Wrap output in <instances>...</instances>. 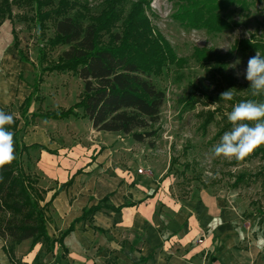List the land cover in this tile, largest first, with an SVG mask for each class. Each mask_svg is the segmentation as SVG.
Returning a JSON list of instances; mask_svg holds the SVG:
<instances>
[{
  "label": "rangeland",
  "instance_id": "rangeland-1",
  "mask_svg": "<svg viewBox=\"0 0 264 264\" xmlns=\"http://www.w3.org/2000/svg\"><path fill=\"white\" fill-rule=\"evenodd\" d=\"M132 1L135 0H126L123 15ZM245 1L246 4H240L238 0L218 11V16L228 25L214 29L182 24L173 16L178 7L176 0L144 3L143 13L152 32L159 31L175 56L185 60L180 64L165 61L159 73L150 75L155 86L164 92L158 120L151 124L156 130L154 136L137 141L133 149V139L127 134L101 135L113 145L119 140L122 152L136 151L134 169L140 167L138 173L151 177L150 187L166 195L167 201L184 197L193 187L214 188L227 197H237L239 203L246 205L243 214L260 218L257 222L260 224L264 221V156L254 149L264 148V101H251L254 114L248 116V128L239 119L249 92H260L264 87V0ZM78 2L74 7L85 11L83 21L89 15H96L102 6V0ZM120 22L121 18L115 22L116 28ZM52 34L51 19L45 18L39 25L29 1L0 0V116L5 113L19 119V136L25 143L35 141L46 146L99 138L100 134L93 136L84 117L69 115L53 119L42 115L44 111L67 107L82 90L81 80L73 72L49 67L66 47L49 46L47 38ZM12 36L25 60L19 58ZM244 40L260 46H243ZM194 48H203L209 57L197 60ZM216 54H219L217 59ZM219 65L225 76L218 73ZM27 94L31 96L30 102L20 116L19 106ZM31 112L36 115L30 119ZM24 119L28 124L23 125ZM237 128L241 130L236 132ZM38 150L30 147L27 158L21 154V161L23 169L37 177L36 185L45 193L48 186L53 190L60 183L43 177L36 168ZM121 162L124 170L128 168L124 160ZM25 163L29 164L28 168ZM161 205L157 204L158 208ZM47 210V220L56 224L50 205ZM60 231L50 235L56 236ZM260 231L262 238L254 244L255 264H264V228ZM2 243L0 239V264H11ZM28 244L25 239L12 246L15 260L28 259L25 255ZM38 246L30 250L36 251ZM60 253L57 246L52 256L46 253L42 258L45 264H63Z\"/></svg>",
  "mask_w": 264,
  "mask_h": 264
},
{
  "label": "trees",
  "instance_id": "trees-1",
  "mask_svg": "<svg viewBox=\"0 0 264 264\" xmlns=\"http://www.w3.org/2000/svg\"><path fill=\"white\" fill-rule=\"evenodd\" d=\"M27 1L32 3L39 25L43 19H51L53 34L47 38V44L66 46L58 54L57 61L49 67L57 71L70 70L82 83L77 100L64 108L44 111L42 115L53 119L69 115L85 117L96 130L127 134L136 141L154 136L156 130L151 124L158 120L164 92L155 86L150 75L159 73L165 61L180 64L185 59L175 56L159 31L152 32L142 6L144 3L147 5L148 0L132 1L124 15L126 0H102L100 11L96 15L87 16L86 21H83L85 11L74 7L79 3L78 0H56L54 4L51 3L52 0ZM176 1L178 7L173 16L182 24L214 29L228 25L227 21L218 16V11L238 0ZM245 2L239 0L240 4H246ZM46 4L51 5L43 8ZM72 8L74 10L71 12ZM120 18L121 22L116 28L115 22ZM12 44L19 58L25 60L26 57L16 47L14 36ZM242 45L260 46L249 40H244ZM204 52L203 48H194L193 55L197 60L207 59L209 56ZM218 56L216 54V59ZM217 70L220 75L225 76L220 65ZM30 98V94H27L22 99L20 116L27 111ZM254 99L264 101L263 86L260 92L252 94L250 91L243 101L239 120L245 128L249 127L248 116L254 114V108L250 105ZM35 115V112H31L30 119ZM18 121L17 117L5 113L0 116L1 248L11 264H45L42 256L46 253L52 256L55 244L61 250L60 257H64L66 248L62 238L72 230L75 222L91 224L94 211H118L128 201L113 205L105 194L94 203L84 205L80 214L58 235H50L45 225L48 205L59 190L72 182V176L55 187L49 198L44 200V189L37 187L36 176L23 169L21 154L27 158L30 147L48 152L55 150L35 141L25 143L19 136L21 127L17 126ZM26 124L28 122L24 119L23 125ZM240 130L237 128L236 132ZM254 152L264 156V148L257 147ZM28 167L29 164L25 163V168ZM258 221L261 219L258 218ZM97 229L100 230L99 227ZM24 239L29 241V250L39 244L29 263L15 260L12 252V246ZM145 259L146 257L139 256V260Z\"/></svg>",
  "mask_w": 264,
  "mask_h": 264
},
{
  "label": "crops",
  "instance_id": "crops-1",
  "mask_svg": "<svg viewBox=\"0 0 264 264\" xmlns=\"http://www.w3.org/2000/svg\"><path fill=\"white\" fill-rule=\"evenodd\" d=\"M85 120L99 138L46 145L54 153L38 150L35 164L43 177L59 184L72 175V182L51 199L56 224L47 220V232L63 230L84 205L105 194L113 205L128 204L118 211H94L91 224L75 222L62 238L63 264H255L254 244L262 238L264 221L257 224L256 216H245L246 205L237 197L193 187L184 197L167 201L150 187L151 177L134 169L136 151L122 152L119 140L113 145L101 135L112 131L96 130ZM136 142L130 143L133 149ZM51 191L48 186L44 200ZM34 252L27 250L29 257L22 260L29 263ZM140 255L146 259L139 260Z\"/></svg>",
  "mask_w": 264,
  "mask_h": 264
},
{
  "label": "built area",
  "instance_id": "built-area-1",
  "mask_svg": "<svg viewBox=\"0 0 264 264\" xmlns=\"http://www.w3.org/2000/svg\"><path fill=\"white\" fill-rule=\"evenodd\" d=\"M141 170H142V169H141L140 167H137V168H136V171H137V172H141Z\"/></svg>",
  "mask_w": 264,
  "mask_h": 264
}]
</instances>
